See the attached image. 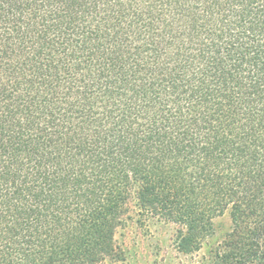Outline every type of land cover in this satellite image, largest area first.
<instances>
[{
	"label": "trees",
	"instance_id": "16d2710c",
	"mask_svg": "<svg viewBox=\"0 0 264 264\" xmlns=\"http://www.w3.org/2000/svg\"><path fill=\"white\" fill-rule=\"evenodd\" d=\"M132 213L264 264V0H0V264L114 262Z\"/></svg>",
	"mask_w": 264,
	"mask_h": 264
},
{
	"label": "rangeland",
	"instance_id": "374dc122",
	"mask_svg": "<svg viewBox=\"0 0 264 264\" xmlns=\"http://www.w3.org/2000/svg\"><path fill=\"white\" fill-rule=\"evenodd\" d=\"M131 216L114 236L121 255L107 264H201L202 257H206V246L189 254L178 250L174 243L176 225L158 218H148L140 223L133 213ZM229 223L226 215L215 219L216 232L210 243L213 241L218 246L224 240Z\"/></svg>",
	"mask_w": 264,
	"mask_h": 264
}]
</instances>
